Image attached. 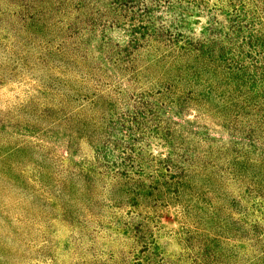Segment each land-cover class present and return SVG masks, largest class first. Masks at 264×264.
Returning <instances> with one entry per match:
<instances>
[{
	"label": "rangeland",
	"instance_id": "374dc122",
	"mask_svg": "<svg viewBox=\"0 0 264 264\" xmlns=\"http://www.w3.org/2000/svg\"><path fill=\"white\" fill-rule=\"evenodd\" d=\"M0 264H264V0H0Z\"/></svg>",
	"mask_w": 264,
	"mask_h": 264
}]
</instances>
